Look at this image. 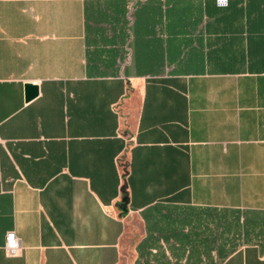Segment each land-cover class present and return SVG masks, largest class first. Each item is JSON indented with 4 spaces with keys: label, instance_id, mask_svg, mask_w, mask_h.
<instances>
[{
    "label": "crops",
    "instance_id": "0c3cea01",
    "mask_svg": "<svg viewBox=\"0 0 264 264\" xmlns=\"http://www.w3.org/2000/svg\"><path fill=\"white\" fill-rule=\"evenodd\" d=\"M0 264H264V0H0Z\"/></svg>",
    "mask_w": 264,
    "mask_h": 264
},
{
    "label": "built area",
    "instance_id": "2783aa9c",
    "mask_svg": "<svg viewBox=\"0 0 264 264\" xmlns=\"http://www.w3.org/2000/svg\"><path fill=\"white\" fill-rule=\"evenodd\" d=\"M228 0H216L217 5L225 6L227 5ZM5 248L8 254H15L19 248V239L17 238L13 230L8 231L5 236Z\"/></svg>",
    "mask_w": 264,
    "mask_h": 264
},
{
    "label": "water",
    "instance_id": "95a60500",
    "mask_svg": "<svg viewBox=\"0 0 264 264\" xmlns=\"http://www.w3.org/2000/svg\"><path fill=\"white\" fill-rule=\"evenodd\" d=\"M25 88V100H30L37 94V86L31 83H26ZM122 211L126 210V207H120Z\"/></svg>",
    "mask_w": 264,
    "mask_h": 264
},
{
    "label": "rangeland",
    "instance_id": "374dc122",
    "mask_svg": "<svg viewBox=\"0 0 264 264\" xmlns=\"http://www.w3.org/2000/svg\"><path fill=\"white\" fill-rule=\"evenodd\" d=\"M126 247H127V245H126ZM126 247L124 246V251H126V250H127V249L125 250V248H126Z\"/></svg>",
    "mask_w": 264,
    "mask_h": 264
}]
</instances>
